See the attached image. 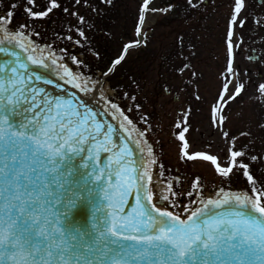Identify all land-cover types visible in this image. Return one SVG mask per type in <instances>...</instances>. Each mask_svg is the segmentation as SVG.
<instances>
[{
    "label": "snow or ice",
    "instance_id": "6c2138e0",
    "mask_svg": "<svg viewBox=\"0 0 264 264\" xmlns=\"http://www.w3.org/2000/svg\"><path fill=\"white\" fill-rule=\"evenodd\" d=\"M112 2L97 0L94 11L99 14L100 3ZM205 2L186 0L185 7L191 12ZM81 3L91 6L90 0H74V6ZM21 7L25 19L17 22ZM61 7L60 0H47L42 8L37 0H10L0 14V264H264V184L257 186L246 162L261 157L249 156L247 146L239 148L236 138L225 131L232 143L227 166H222L215 155L190 152L185 127L178 133L184 141L181 159L185 163L195 164L196 157L211 161L222 182L242 171L251 188L234 193L219 187L214 195L204 197V185L197 177L193 189H200L195 192L199 201L190 199L188 205H181L177 197L185 193L174 190L171 181L164 188V181L153 179L152 166L157 160L146 135L151 128L148 114L139 117L149 125L143 129L136 127L130 115L133 108L143 107L137 97L129 91L117 93L135 102L131 108L121 107L104 93L100 81L73 72L61 63L64 56L57 55L53 45L41 46L33 39L40 35L34 22ZM245 8V0H234L226 71L236 79L225 78L217 93V103L224 107L211 109L213 121L221 125L228 119L227 108L247 91L248 82L234 67V48H240L243 39L239 43L233 39L234 27L246 23V18L239 19ZM147 10L149 0H143L138 36ZM63 11L77 18V25L69 31L80 37L66 38L77 45L88 41L81 27L86 17L68 7ZM129 49L130 43L125 44L123 53L101 72L105 81L126 60ZM70 59L84 65L75 55ZM66 85L85 95L99 92L100 100L90 105ZM258 91L264 95V83ZM112 120L119 122L126 136L114 139L117 127ZM257 127L264 133V123L257 121ZM133 130L142 140L129 139ZM132 145L141 153L147 151L139 163L133 158ZM101 153L108 154L103 162ZM77 157L78 168L73 164ZM186 195L193 197L194 193ZM129 196H134V203L127 211ZM77 207L88 213L82 220L70 219ZM181 207L184 215L175 210Z\"/></svg>",
    "mask_w": 264,
    "mask_h": 264
},
{
    "label": "rangeland",
    "instance_id": "374dc122",
    "mask_svg": "<svg viewBox=\"0 0 264 264\" xmlns=\"http://www.w3.org/2000/svg\"><path fill=\"white\" fill-rule=\"evenodd\" d=\"M60 2L62 7L54 14L34 22L40 35L33 39L41 46L53 45L75 72L96 81L123 46L136 41L135 27L143 0H113L110 5L100 3L99 14L94 11L97 0H90L88 7L83 3L74 6V0ZM9 3L10 0H0V14ZM37 3L42 8L47 0H37ZM185 3L186 0H149L141 30L142 44L130 50L115 74L102 82L104 93L121 107L128 105L131 108L135 103L117 95L124 91L131 92L143 105L142 109L133 108L130 115L136 127L143 129L149 125L139 117L142 113L148 114L151 128L146 135L157 154L156 180L164 181V188L171 181L174 190L185 193L177 197L181 205H188L190 199H200L195 196L200 189H193L197 177L204 185V197L219 187L251 188L242 171L222 182L211 161L196 157L195 164L185 163L181 159L184 141H180L178 134L185 127L188 129L184 133L185 141L190 152L215 155L222 166H227L229 160L228 147L232 141L224 136L225 131L229 132L236 138L239 148L247 146L249 156L261 157L246 162L258 181L257 186L264 184V133L257 127V121L264 123V95L258 91V85L264 83V0H245L246 8L239 19L246 18V23L243 27H234V43L243 39L242 46L234 48V67L248 84L244 95L227 108L228 119L224 125L218 120L213 121L211 109L224 107L217 103V93L225 78L236 79L226 71L227 30L234 0H206L203 7L191 12ZM169 4L174 8L169 9ZM64 7L86 17L87 23L81 27L88 41L77 45L66 38L72 35L80 39L74 30L69 31L77 25V18L65 13ZM24 19L23 8H18L17 22ZM59 50H64L67 55ZM94 52H99V57ZM72 55L84 61V65L75 64L70 59ZM185 65L188 67L184 68ZM181 68H184L183 72ZM249 131L251 136L242 135ZM160 172L164 176H159ZM190 191L194 193L193 197L186 195ZM169 210L174 209L169 207ZM175 210L184 215L182 207Z\"/></svg>",
    "mask_w": 264,
    "mask_h": 264
},
{
    "label": "water",
    "instance_id": "95a60500",
    "mask_svg": "<svg viewBox=\"0 0 264 264\" xmlns=\"http://www.w3.org/2000/svg\"><path fill=\"white\" fill-rule=\"evenodd\" d=\"M137 38H138V40L141 39V37L138 36V35H137ZM134 46H136V45H132V47H134ZM122 53H123V52H122ZM122 53H121V54H122ZM57 55H61V54L57 52ZM0 59H2V58H0ZM62 62H63V63H66V64L69 66V64L66 62L65 59H63ZM69 67H70V66H69ZM70 68H71V67H70ZM71 69H72V68H71ZM72 70H73V69H72ZM73 71H74V70H73ZM74 72H75V71H74ZM75 73H80V72H75ZM80 74H82V73H80ZM83 76H84V75H83ZM84 77L87 78L86 76H84ZM102 80H103V77H102L99 81L102 82ZM66 86H67V88L69 89V91H73V90H75V89L72 88V85H66ZM49 87H51V86H49ZM89 87L91 88V85H89ZM75 91L78 92V90H75ZM78 94H79L82 98H84V99H85L90 105H96L97 102L99 101L98 98H100V93H99V92H97V93L95 94V96H93V95L91 94V92H90L89 94H87V95H85L84 93H79V92H78ZM97 97H98V98H97ZM101 106H102V102H101ZM110 119H111V117H110ZM112 123H113L114 127H117V136L114 137V139H118L120 134H123V135H125V136L127 135V134L123 133V130H122V129H119V127H118L119 122H118V121H116V120H112ZM129 139H141V140H142V138L137 137L135 130H133V132H132V137L129 138ZM148 141H149V140H148ZM149 142H150V141H149ZM150 144H151V143H150ZM132 146H133V148H134V157H133V158H134L138 163L140 162L142 156L147 157V151H146V150H145V152L141 153V152L139 151V149L136 148L135 145H132ZM151 146H152V144H151ZM144 147H145V149H147L148 145H144ZM154 153H155V152H154ZM107 155H108V154H106V153H101L102 162H103V159L106 158ZM155 158H156V160H157V154H156V153H155ZM73 164H74V166H76L77 168L79 167V165H80V159H79V157H77V158L74 159ZM156 167H157V165L155 166V168H156ZM152 169H153V168H152ZM75 179H79V177L77 176V177H75ZM238 189H244L245 191L250 192V189H249L248 187H246V186H242V187H240V188H238ZM228 191H230V190H228ZM231 192L237 193V192H242V191H231ZM209 195H214V192L208 194L207 196H209ZM207 196H206V197H207ZM128 200H129V207H128L126 210H127V211H130V210H131V207H130V206H131L132 203H134V196H129ZM198 201H199V200H198ZM86 215H88V213L85 212V210H84L83 208H81V207H77L76 209H73V210H72V216L70 217V219L82 220Z\"/></svg>",
    "mask_w": 264,
    "mask_h": 264
},
{
    "label": "bare ground",
    "instance_id": "6f19581e",
    "mask_svg": "<svg viewBox=\"0 0 264 264\" xmlns=\"http://www.w3.org/2000/svg\"><path fill=\"white\" fill-rule=\"evenodd\" d=\"M153 179H154V181L156 180V175L155 174H153ZM162 186L164 187V185H162ZM157 191H159V186L157 187Z\"/></svg>",
    "mask_w": 264,
    "mask_h": 264
}]
</instances>
